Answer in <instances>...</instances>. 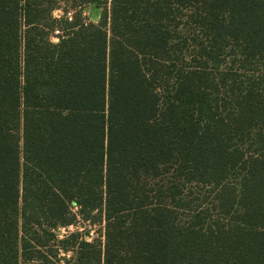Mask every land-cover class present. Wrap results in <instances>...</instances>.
Returning <instances> with one entry per match:
<instances>
[{"label": "trees", "instance_id": "16d2710c", "mask_svg": "<svg viewBox=\"0 0 264 264\" xmlns=\"http://www.w3.org/2000/svg\"><path fill=\"white\" fill-rule=\"evenodd\" d=\"M0 264H264V0H0Z\"/></svg>", "mask_w": 264, "mask_h": 264}, {"label": "rangeland", "instance_id": "374dc122", "mask_svg": "<svg viewBox=\"0 0 264 264\" xmlns=\"http://www.w3.org/2000/svg\"><path fill=\"white\" fill-rule=\"evenodd\" d=\"M84 14L86 15V17L90 21L97 22L98 19H99L100 10L97 9L96 7H94V6H90V7L85 8ZM61 15H62V12L61 11H55L54 12V16L55 17H60ZM52 41L53 42H57V39L56 38H53ZM63 234H65V231L61 230L59 232V235L61 236Z\"/></svg>", "mask_w": 264, "mask_h": 264}]
</instances>
